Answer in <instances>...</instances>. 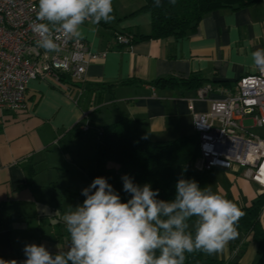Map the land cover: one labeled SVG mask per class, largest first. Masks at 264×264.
<instances>
[{
	"label": "crops",
	"instance_id": "1",
	"mask_svg": "<svg viewBox=\"0 0 264 264\" xmlns=\"http://www.w3.org/2000/svg\"><path fill=\"white\" fill-rule=\"evenodd\" d=\"M125 4L123 10L112 4L110 22L88 20L81 26L79 37L93 52L108 51L88 66L83 83L67 79L63 86L35 79L27 89L26 110L0 109V258L21 262L26 259L24 246L31 243L53 253L57 246L66 249L69 238L58 231L56 220L72 210L65 208V201L84 200L77 188L89 186L90 172L96 169L98 127L126 115L152 141L196 134L194 114L207 112L209 102L195 100L191 110L188 100L196 98L198 89L156 85L157 80L200 74L207 80L203 86L212 88L209 96L223 98L240 78L258 72L250 66V53L264 48V0L240 10H215L182 39H146L120 47L117 32H151L149 12L132 15L144 0ZM215 170L214 175L231 181L217 182L212 191L239 208L251 206L264 193L244 175L237 177L241 171ZM237 231L222 253L209 256L255 264L259 244L251 233Z\"/></svg>",
	"mask_w": 264,
	"mask_h": 264
},
{
	"label": "clouds",
	"instance_id": "2",
	"mask_svg": "<svg viewBox=\"0 0 264 264\" xmlns=\"http://www.w3.org/2000/svg\"><path fill=\"white\" fill-rule=\"evenodd\" d=\"M112 12V0H38L31 28L39 48L58 53L62 37H79L88 20L110 22ZM250 66L264 73V48L250 53ZM121 180L126 201L103 176L81 190L82 204L63 218L66 249L26 244L25 260L0 258V264H185L186 253L216 255L238 236L244 213L209 186L181 177L174 198L163 200L150 183L139 185L127 174Z\"/></svg>",
	"mask_w": 264,
	"mask_h": 264
},
{
	"label": "built area",
	"instance_id": "3",
	"mask_svg": "<svg viewBox=\"0 0 264 264\" xmlns=\"http://www.w3.org/2000/svg\"><path fill=\"white\" fill-rule=\"evenodd\" d=\"M34 0H0V109L13 112L27 108L26 93L32 80L78 83L86 80L87 68L104 59L108 51L93 52L82 38H61V51L46 52L36 44L38 36L31 24L36 19ZM117 45L131 47L134 35L117 32ZM211 86L197 90L196 98L209 102L207 112H195L194 128L200 138L196 168L236 169L264 188V137L249 129L264 130V73L259 71L240 78L236 89L223 98L210 97ZM251 119L252 125L245 126ZM88 129V126L84 127ZM264 211V210H263Z\"/></svg>",
	"mask_w": 264,
	"mask_h": 264
},
{
	"label": "trees",
	"instance_id": "4",
	"mask_svg": "<svg viewBox=\"0 0 264 264\" xmlns=\"http://www.w3.org/2000/svg\"><path fill=\"white\" fill-rule=\"evenodd\" d=\"M257 1L144 0V5L132 15L149 12L152 18L151 32L135 34L132 45L136 41L146 39L171 36L178 39L185 38L194 33L202 19L211 12L219 9L240 10ZM206 81L200 74H193L189 78H161L155 84L199 89ZM220 83L228 85L227 81H220ZM73 84L77 82L74 81ZM96 135L98 141L96 169L90 172V184L98 176L107 178L120 194L122 201L130 198L129 194L123 191L121 177L125 174L133 178L134 183L139 185L150 183L154 190L159 189V199L172 200L175 196V184L179 178L194 179L202 187L204 176L210 172L196 168L201 149L197 134L167 141H152L139 132L133 119L123 115L114 123L98 127ZM263 207L264 193L251 206L240 208L244 215L236 225L251 233L252 238L259 244V258L255 264H264V227L261 219ZM192 221L189 223L191 224ZM185 264L241 263L212 258L203 252L196 251L191 254L186 253Z\"/></svg>",
	"mask_w": 264,
	"mask_h": 264
},
{
	"label": "rangeland",
	"instance_id": "5",
	"mask_svg": "<svg viewBox=\"0 0 264 264\" xmlns=\"http://www.w3.org/2000/svg\"><path fill=\"white\" fill-rule=\"evenodd\" d=\"M126 1H130V2H134V1H136V0H112V4L116 7H118L119 9H122L123 10V5H126L125 4V2ZM122 10H120V11H122ZM120 13H122V12H120ZM252 120H246L245 121V126H247V127H250L251 125H252ZM249 131L253 134V135H255V136H262V137H264V130L263 129H261V128H251V129H249ZM244 170V169H243ZM243 170L241 171V173L240 174H238V175H236L237 177H239V176H243ZM216 171L217 170H213V171H210L209 173H207L205 176H204V178H203V180H202V188L203 187H206V186H209V187H211V189L213 190L214 189V187H215V184L217 183V182H221L222 184H227L229 181H231V180H226V178H222V177H220V176H218L217 177V175H214L215 173H216ZM236 176H235V178H236ZM237 179V178H236ZM86 187V185H80V186H78V190L79 191H81L83 188H85ZM82 202H83V200L82 199H80V198H78V197H73V199L72 200H70V201H65V208L66 209H68L69 207L72 209V207L74 208L76 205H78V204H82ZM73 210V209H72ZM64 216L62 217V214H61V216H59V220L57 221L56 220V222L57 223H60L59 225V229H58V231L59 232H61V233H63V235H64V237L66 238V239H68L69 238V234L67 233V231H66V228H65V223H64ZM194 221V220H193ZM193 221H192V223H193ZM47 223V222H46ZM56 223V224H57ZM191 223V224H192ZM46 227H47V224H46ZM62 228V229H61ZM45 230H47V228L46 229H44V231Z\"/></svg>",
	"mask_w": 264,
	"mask_h": 264
}]
</instances>
